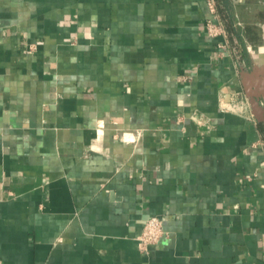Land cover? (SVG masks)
Returning a JSON list of instances; mask_svg holds the SVG:
<instances>
[{"label":"crops","instance_id":"crops-1","mask_svg":"<svg viewBox=\"0 0 264 264\" xmlns=\"http://www.w3.org/2000/svg\"><path fill=\"white\" fill-rule=\"evenodd\" d=\"M224 1L226 46L206 0H0L3 264H264V0Z\"/></svg>","mask_w":264,"mask_h":264},{"label":"built area","instance_id":"built-area-1","mask_svg":"<svg viewBox=\"0 0 264 264\" xmlns=\"http://www.w3.org/2000/svg\"><path fill=\"white\" fill-rule=\"evenodd\" d=\"M210 16L206 19L207 34L212 38H221L223 41L220 46H226L230 43V33L225 25L222 15L219 11L217 0H206ZM241 105L234 104L233 108L239 109ZM243 106V105H242ZM165 236L163 221L158 216H150L144 224L143 230L138 237L139 247L143 251H147L150 245L160 242ZM0 264H3L0 261Z\"/></svg>","mask_w":264,"mask_h":264},{"label":"trees","instance_id":"trees-1","mask_svg":"<svg viewBox=\"0 0 264 264\" xmlns=\"http://www.w3.org/2000/svg\"><path fill=\"white\" fill-rule=\"evenodd\" d=\"M218 1V5H219V11L222 15V18L225 22V25L230 33V35L233 36H239L240 35V31L238 30V28L235 26V22H234V17L232 16L231 12H230V7L228 5V3H226L224 0H217ZM258 17L262 20H264V7H262L259 11H258ZM246 29V35L248 37L249 40L253 41V42H257L259 41V32L257 30V26L256 25H252L249 24L245 27ZM260 129L263 133V137H264V124L260 125Z\"/></svg>","mask_w":264,"mask_h":264}]
</instances>
